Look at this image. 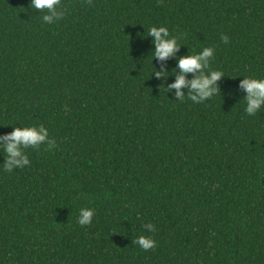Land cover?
I'll use <instances>...</instances> for the list:
<instances>
[{
  "label": "trees",
  "instance_id": "trees-1",
  "mask_svg": "<svg viewBox=\"0 0 264 264\" xmlns=\"http://www.w3.org/2000/svg\"><path fill=\"white\" fill-rule=\"evenodd\" d=\"M29 3L0 0V136L43 125L55 146L11 172L0 151V264H264V108L240 87L264 77V0H61L53 24ZM151 26L174 55L153 57ZM202 47L218 92L177 100Z\"/></svg>",
  "mask_w": 264,
  "mask_h": 264
},
{
  "label": "clouds",
  "instance_id": "clouds-1",
  "mask_svg": "<svg viewBox=\"0 0 264 264\" xmlns=\"http://www.w3.org/2000/svg\"><path fill=\"white\" fill-rule=\"evenodd\" d=\"M60 5L61 0H30L29 3V7L33 10H46L42 15V21L46 24H53L63 18L64 11ZM147 35L153 37L155 44L153 57L155 58L164 60L174 55L179 49L178 37L171 35L165 26H151L147 29ZM220 39L227 44L229 38L221 35ZM214 55V47H202L194 54L179 58L177 67L180 74L174 83L169 85V89L177 90L175 93L177 100L182 101L187 97L193 103H202L218 92L216 82L224 75L221 71L210 68V60ZM188 73L199 74L188 80L186 78ZM156 75L159 76L161 73L157 72ZM184 87L190 89L187 96L181 91ZM240 87L247 93L243 99L245 113L248 116H255L264 108V77L245 76L240 82ZM41 144H47L49 148L55 146V141L49 137V130L43 125L14 127L10 133L0 136V151L5 156L4 171L11 172L15 168H24L29 165L30 161L24 149L39 148ZM94 211L90 207L80 208L77 224L89 225L92 222ZM142 228L152 232L154 225L149 222L143 224ZM133 244L146 251L155 247L156 241L148 236L139 235L133 240Z\"/></svg>",
  "mask_w": 264,
  "mask_h": 264
}]
</instances>
